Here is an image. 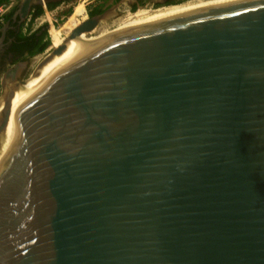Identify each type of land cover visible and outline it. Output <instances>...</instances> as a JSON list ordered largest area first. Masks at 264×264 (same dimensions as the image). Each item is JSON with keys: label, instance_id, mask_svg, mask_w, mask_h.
<instances>
[{"label": "water", "instance_id": "water-1", "mask_svg": "<svg viewBox=\"0 0 264 264\" xmlns=\"http://www.w3.org/2000/svg\"><path fill=\"white\" fill-rule=\"evenodd\" d=\"M64 1L20 0L16 15ZM83 46L20 108L0 264H264V0ZM25 67L0 79V133Z\"/></svg>", "mask_w": 264, "mask_h": 264}, {"label": "bare ground", "instance_id": "bare-ground-1", "mask_svg": "<svg viewBox=\"0 0 264 264\" xmlns=\"http://www.w3.org/2000/svg\"><path fill=\"white\" fill-rule=\"evenodd\" d=\"M249 0H193L182 4L180 6L168 7L165 9H160L157 11H149L145 9L139 10L137 13L128 14L121 18L117 23L114 24L110 29L100 31H95V36L93 40L86 45H92L105 37L112 36L117 33L130 31L138 28H143L151 25H156L159 23H163L170 19H176L179 17H183L184 15H189L193 13H197L204 10H209L213 8H218L226 5H231L235 3H240ZM81 10L77 11V17L83 18L85 17L86 11L85 8L81 7ZM154 8V7H153ZM155 9V8H154ZM112 14V13H111ZM80 15V16H79ZM98 27V26H97ZM56 30V29H54ZM93 31V29H92ZM67 33V32H66ZM55 32L50 30V40L53 48L59 47L65 41L62 40L58 42L53 39V35ZM86 35V34H85ZM86 36H81V40L85 39ZM82 42H70L67 44V48L65 52L53 58L50 62L45 64L41 69L36 70L32 76L26 81L25 85L22 86L18 91L13 93L12 95V109L11 116L9 119V123L6 127L5 132L0 133V190L6 182L7 179V171L11 162V146H12V137H13V129L20 111L21 106L33 90V88L56 66L65 61L67 58L72 56L74 53L84 49L82 46ZM11 87V86H10ZM6 104L3 102L0 104V114L4 111Z\"/></svg>", "mask_w": 264, "mask_h": 264}, {"label": "flooded vegetation", "instance_id": "flooded-vegetation-1", "mask_svg": "<svg viewBox=\"0 0 264 264\" xmlns=\"http://www.w3.org/2000/svg\"><path fill=\"white\" fill-rule=\"evenodd\" d=\"M71 1L73 0H66L63 3H59L58 6L65 4L66 2H71ZM158 1L160 0H95V1H91V3L89 4V8L87 7L86 9L87 12H86L85 17L82 19V22L87 19L100 16L102 14L106 15L107 13L109 14V18L111 17V18L116 19L123 12H127V13L131 12L130 14L132 13L135 14L141 9H145L149 11H157V10L165 9L168 7L180 6L182 4H185L193 0H167L166 2H161V3ZM37 6L40 7L41 5H36L34 7H37ZM47 6L45 7L41 6V7L46 8L47 10ZM98 7H102L103 9L102 13L92 14L94 9ZM122 8H124V11H122ZM16 13L17 12L13 14L12 20L6 21L4 26H2V28L0 29V79L1 77L4 76V74L10 68L15 67V65H18L21 62H27L25 60L23 61L22 59V53L26 49V44L22 41L17 42V38L20 33L24 35L28 33L30 22L32 20V14H30V16L27 17L26 19L22 20V18L18 14L16 15ZM44 26L46 27L43 29V31H48L49 33V29H50L49 25H43L39 28H42ZM36 30H32L31 33ZM66 31L68 32V29ZM64 39L65 37H63V40ZM0 88H2L1 82H0Z\"/></svg>", "mask_w": 264, "mask_h": 264}, {"label": "rangeland", "instance_id": "rangeland-1", "mask_svg": "<svg viewBox=\"0 0 264 264\" xmlns=\"http://www.w3.org/2000/svg\"><path fill=\"white\" fill-rule=\"evenodd\" d=\"M91 1H95V0H73L71 2H66L65 4H62L58 7H56L54 10H52L51 12H47L49 11L48 9H45L44 12V16L42 19H45L46 22H44L41 25V21L38 20L37 22L34 23V25L30 24V29L29 30H36L39 27L43 26V25H49V36H50V30L52 32H55V34L52 36L53 39L58 42L63 40V37H65L66 34V30L68 29V31H72L75 27H77L81 22L82 19L84 18H79L77 17V11L81 10L83 7V9L85 8V11L87 9V7L89 8V4L91 3ZM70 9H72V12L68 15H63V13H66L67 11H70ZM78 9V10H77ZM122 11H124V8H122ZM87 12V11H86ZM129 13L127 12H123L121 13V15L114 19V18H106L105 20H102L98 27H95L93 29V31L91 30L90 32H88L86 35L88 37H85V39H83L82 41V46L86 43H89L93 40L94 36H95V31L96 30H100V31H104L107 29H110L112 26H114L115 23H117L121 18H123L124 16H127ZM86 15V14H85ZM80 16V15H79ZM58 18L57 22H54L53 19ZM52 22V24L50 23ZM56 29V30H54ZM51 51H48L43 54L37 55L35 57L29 58L26 61V67L24 68L25 70H23L22 74H20L19 78L20 81L21 80H28L30 78V76H32L34 74V72L36 71V69L38 68V65L40 63H42V61H44V59L47 57V55L50 53ZM3 92L4 90L2 88H0V99L3 97Z\"/></svg>", "mask_w": 264, "mask_h": 264}, {"label": "trees", "instance_id": "trees-1", "mask_svg": "<svg viewBox=\"0 0 264 264\" xmlns=\"http://www.w3.org/2000/svg\"><path fill=\"white\" fill-rule=\"evenodd\" d=\"M12 0H0V7L3 6L4 4H8L9 2H11ZM58 6V4H50L47 6V9L53 10ZM18 6H16L11 12H9L8 14H6V21H11L12 20V16L13 14L17 11ZM103 9L102 7H98L96 9H94V11L92 12V14H100L102 13ZM45 12V9L43 7H34L32 9V20L31 23L32 24L36 18L42 16ZM72 12V9H70V11H67L66 13H63V15H68ZM46 26L39 28L36 31H33L31 33L30 26L28 29V33L27 34H22L20 33L18 38H17V42L22 41L26 44V49L24 50V52L22 53V59L23 61L35 57L37 55L43 54L45 53V51L48 49V47L51 44V40H50V36L48 31H43V29ZM70 31H68L66 34H68Z\"/></svg>", "mask_w": 264, "mask_h": 264}, {"label": "built area", "instance_id": "built-area-1", "mask_svg": "<svg viewBox=\"0 0 264 264\" xmlns=\"http://www.w3.org/2000/svg\"><path fill=\"white\" fill-rule=\"evenodd\" d=\"M20 0H12L11 2H9L8 4H4L3 6L0 7V29L2 28V26H4V24L6 23V14H8L9 12H11L19 3ZM44 16V15H43ZM43 16L35 19V21L32 23V25H34L35 22H37L38 20L41 21V25L46 22L45 19H42ZM57 22V21H56ZM31 23V22H30ZM52 24V22H50ZM52 44L49 46V48L47 49L46 52L51 51L52 50Z\"/></svg>", "mask_w": 264, "mask_h": 264}, {"label": "clouds", "instance_id": "clouds-1", "mask_svg": "<svg viewBox=\"0 0 264 264\" xmlns=\"http://www.w3.org/2000/svg\"><path fill=\"white\" fill-rule=\"evenodd\" d=\"M47 12H51V11H47ZM43 16V15H42ZM41 17V16H40ZM39 18V17H38ZM37 19V18H36ZM67 36V35H66ZM66 36H65V38H66ZM51 45V44H50ZM49 48V47H48ZM47 51V50H46Z\"/></svg>", "mask_w": 264, "mask_h": 264}, {"label": "crops", "instance_id": "crops-1", "mask_svg": "<svg viewBox=\"0 0 264 264\" xmlns=\"http://www.w3.org/2000/svg\"><path fill=\"white\" fill-rule=\"evenodd\" d=\"M57 19H58V18H55V19H53V20H54V22H56V21H57Z\"/></svg>", "mask_w": 264, "mask_h": 264}]
</instances>
